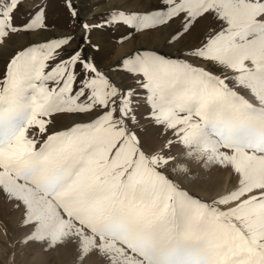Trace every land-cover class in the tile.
Returning <instances> with one entry per match:
<instances>
[{
  "label": "snow or ice",
  "instance_id": "obj_1",
  "mask_svg": "<svg viewBox=\"0 0 264 264\" xmlns=\"http://www.w3.org/2000/svg\"><path fill=\"white\" fill-rule=\"evenodd\" d=\"M93 7L0 0V47L25 38L0 73L18 243L73 264H264V0ZM111 31L141 43L104 64ZM214 169L232 186L206 200Z\"/></svg>",
  "mask_w": 264,
  "mask_h": 264
},
{
  "label": "rangeland",
  "instance_id": "obj_2",
  "mask_svg": "<svg viewBox=\"0 0 264 264\" xmlns=\"http://www.w3.org/2000/svg\"><path fill=\"white\" fill-rule=\"evenodd\" d=\"M39 0H23V10L30 9ZM120 0H86L87 4L93 5L91 15L100 13L111 8ZM120 33L111 31L103 39L104 50L101 53L104 64L114 63L133 49L134 45L141 42L126 41L117 43ZM24 37H19L13 43H9L8 50L0 47V73L3 72L5 61L9 52L16 44L23 43ZM159 39V37H157ZM155 42V41H154ZM70 118H63L58 121L57 127L67 123ZM233 179L229 173L219 169H214L204 175L199 195L204 199H209L218 191H224L232 186ZM20 214L12 209L10 204L3 202L0 198V264H10L9 254L15 247V264H73L74 254L71 248H58L54 251H45L39 245H24L18 243L23 236L20 228Z\"/></svg>",
  "mask_w": 264,
  "mask_h": 264
}]
</instances>
